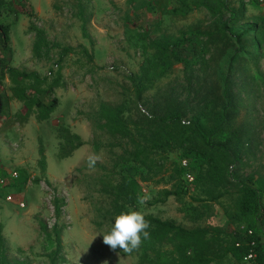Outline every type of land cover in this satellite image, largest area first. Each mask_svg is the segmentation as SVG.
Segmentation results:
<instances>
[{
  "label": "rangeland",
  "instance_id": "rangeland-1",
  "mask_svg": "<svg viewBox=\"0 0 264 264\" xmlns=\"http://www.w3.org/2000/svg\"><path fill=\"white\" fill-rule=\"evenodd\" d=\"M224 1L236 15L225 8L222 19L215 17L201 0H189L187 8L178 0H5L2 20L11 25L10 45H0V57L47 76L45 87L54 84L57 106L48 119L28 116L23 102L12 97L9 78L0 84V176L7 182L0 186V264H139L138 251H113L103 243V233L110 230L103 223L110 199L102 181L117 175L123 142L102 128L100 106L127 102V116L135 122L140 112L160 111L172 98L184 106L186 121L195 114L210 125L223 109L215 93H222V75L238 50L241 55L230 73V99L237 102V111L228 110L224 130H239L240 135L230 144L235 157L221 183L209 179L193 184L182 178L168 184L158 177L142 181L138 170L129 171L142 195L150 196L140 206L144 214L187 228L246 230L247 221H237L242 183L260 186L264 194V1ZM224 21L229 34L257 25L259 55L253 49L256 34L242 37L240 48L235 39L221 36ZM163 36L171 42L190 37L189 44L178 41L174 48L193 60L187 68L171 59L162 70L155 69L138 99L134 81L155 60L150 40ZM79 140L83 144L73 150ZM184 153L177 150L170 156L181 161ZM89 156L96 157L93 167ZM192 163L196 176L204 168ZM165 188L180 194L164 199ZM210 191L224 195L213 200ZM214 264L249 263L228 255Z\"/></svg>",
  "mask_w": 264,
  "mask_h": 264
},
{
  "label": "trees",
  "instance_id": "trees-1",
  "mask_svg": "<svg viewBox=\"0 0 264 264\" xmlns=\"http://www.w3.org/2000/svg\"><path fill=\"white\" fill-rule=\"evenodd\" d=\"M188 1L178 0V3L182 8H187ZM200 4L211 11L213 16L220 19L225 16V8L233 11L234 15L238 12L224 0H201ZM4 9L5 0H0V45L8 48L11 25L2 20ZM30 12L33 13L31 10ZM229 28V22L224 21L220 28L221 36L227 37L228 40L235 39L240 48L243 47L242 37L256 34L253 49L259 55L258 51L262 43L257 36L259 33L257 25L253 24L238 34H229ZM32 29L36 31L37 35L44 37L40 28L32 25ZM209 35L213 36L214 34L209 33ZM178 41L171 42L166 36L150 40L149 45L155 50L153 57L155 60L150 61L148 67L144 65L139 80L135 79L134 81L138 99H141L142 89L148 85V80L151 79L152 74H155V69L162 70L171 59L181 62L186 68L191 64L192 57L181 56L174 48ZM190 41V37L184 36L179 43L189 44ZM68 50L69 48H64L65 52ZM238 55H241L240 50L231 55L229 68L226 74L222 75V93H215V99L223 101V109L216 113L210 125H207L195 114H192L190 120L186 121L184 118L187 111L184 106L172 98L165 102L160 111H153L150 114L140 112L139 120L135 122L127 116V102L100 106L99 116L103 121L102 128L113 138L123 142V150L119 154L120 161L117 162L115 168L117 175L115 174L114 179H110L109 175L102 181L103 193L110 199L109 207L104 210L103 223H108L110 229L115 216L122 211L140 210L141 205L137 203V196L142 193L138 190L137 178L129 171L131 168L138 170L142 181L158 177L164 179L168 184L180 182L182 178L188 181L186 174L192 172V161H198L204 169L196 176L192 172L193 180L190 183L197 184L210 179L218 185L222 178L228 175L230 159L235 157L230 144L235 143V138L240 135L239 130L232 132L224 130L231 116L228 110L237 111V102L230 99V73L233 69L232 64ZM5 77H8L11 82L12 97L23 102L26 115L36 113L39 120H45L51 116L57 106V98L52 96L54 84L45 87L47 76H42L38 71L21 70L11 65L6 57H0V84L3 83ZM44 92L46 94L44 98H41ZM207 96H202L201 100H206ZM1 98L0 95V100ZM219 136L222 139L218 140ZM74 137L80 139L77 135ZM82 144L83 142L79 140L73 144V150ZM177 150L185 151L181 161L170 156ZM183 160L187 161V165H183ZM40 163L44 168L45 155L42 156ZM106 178L108 179L105 180ZM162 193L164 199L173 194H180L179 191L169 188L163 189ZM240 193L237 221H247L246 230L227 231L219 227L187 228L172 220L162 219L153 214H144L145 219L150 222L148 229L150 237L144 239L140 247L134 250L139 252V264H214L222 261L228 255L237 260H243L244 255L251 248L253 240L256 241L258 257L254 263L249 264H264L263 190L253 183L243 182ZM209 194L211 199L217 200L224 195V192L213 194L210 191ZM54 203L56 213L59 215L61 208L59 200L56 198ZM248 229H253V234H248Z\"/></svg>",
  "mask_w": 264,
  "mask_h": 264
},
{
  "label": "clouds",
  "instance_id": "clouds-1",
  "mask_svg": "<svg viewBox=\"0 0 264 264\" xmlns=\"http://www.w3.org/2000/svg\"><path fill=\"white\" fill-rule=\"evenodd\" d=\"M95 163L96 157L89 156V167H93ZM149 199L148 195H138L137 203L143 206ZM149 228L150 222L145 219L142 211L138 209L122 211L115 216L110 231L103 233V243L113 251L119 248L124 253H131L140 247L144 239L150 237Z\"/></svg>",
  "mask_w": 264,
  "mask_h": 264
},
{
  "label": "built area",
  "instance_id": "built-area-1",
  "mask_svg": "<svg viewBox=\"0 0 264 264\" xmlns=\"http://www.w3.org/2000/svg\"><path fill=\"white\" fill-rule=\"evenodd\" d=\"M260 1H264V0H260ZM183 164H184V165H187V161L184 160V161H183ZM14 175L17 176V173L15 172ZM186 177H187L190 181L193 180V176H192L191 173H187V174H186ZM6 184H7V182H6V178L3 177V176H0V186L6 185ZM7 199L10 200V201H13V197H12L11 195H8V196H7ZM16 202H17L18 205L21 206V207H24V206H25V203L22 202V201H16ZM247 233H248V234H253V229H248V230H247ZM237 245H239V243H237ZM257 257H258V253H257V251H256V241L253 240V241H251V248H250L249 251L244 255L243 260H244L245 262H247V263H254V262L256 261Z\"/></svg>",
  "mask_w": 264,
  "mask_h": 264
}]
</instances>
